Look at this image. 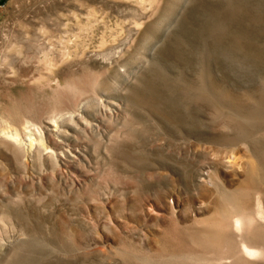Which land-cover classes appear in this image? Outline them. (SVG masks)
<instances>
[{"label":"rangeland","instance_id":"rangeland-1","mask_svg":"<svg viewBox=\"0 0 264 264\" xmlns=\"http://www.w3.org/2000/svg\"><path fill=\"white\" fill-rule=\"evenodd\" d=\"M0 264H264V0H0Z\"/></svg>","mask_w":264,"mask_h":264},{"label":"bare ground","instance_id":"bare-ground-1","mask_svg":"<svg viewBox=\"0 0 264 264\" xmlns=\"http://www.w3.org/2000/svg\"><path fill=\"white\" fill-rule=\"evenodd\" d=\"M104 109H105V111H107L109 113L112 112L111 111L112 109L110 107H108V106L104 107ZM55 123L57 125H55ZM61 125H63V121L53 122L52 126L55 128L54 131H53L54 134H56V135H62L63 134L62 129H60ZM31 133H33V135L35 136L34 138H32V137L29 138V140L31 142V146H33V141H36L37 142V147H36L37 151L40 152L42 149L46 151L48 148L44 147V144H43L44 139H43V137L40 134H38L37 132L31 131ZM1 134H2V138L6 142L11 144L14 148L19 147V145L21 143V139H20V136H19V134L17 132L9 131V132H1ZM63 144H64V146H66L68 148V154L70 155V157H71V153H72L73 157L75 159H79L80 147H78L77 145H74V144L72 145L69 142H66V143H63ZM46 154L48 156L52 157L51 156L52 152H48ZM59 176H61L60 172H59Z\"/></svg>","mask_w":264,"mask_h":264}]
</instances>
